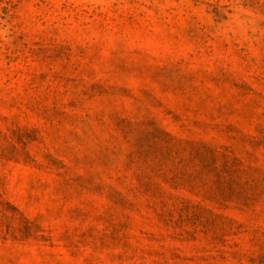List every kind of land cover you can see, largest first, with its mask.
Wrapping results in <instances>:
<instances>
[{"label":"rangeland","instance_id":"obj_1","mask_svg":"<svg viewBox=\"0 0 264 264\" xmlns=\"http://www.w3.org/2000/svg\"><path fill=\"white\" fill-rule=\"evenodd\" d=\"M0 264H264V0H0Z\"/></svg>","mask_w":264,"mask_h":264}]
</instances>
